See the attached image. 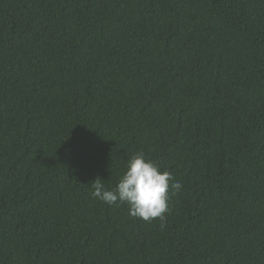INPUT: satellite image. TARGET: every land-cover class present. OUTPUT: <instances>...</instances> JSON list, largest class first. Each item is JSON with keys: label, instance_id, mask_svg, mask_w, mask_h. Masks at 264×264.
Instances as JSON below:
<instances>
[{"label": "trees", "instance_id": "1", "mask_svg": "<svg viewBox=\"0 0 264 264\" xmlns=\"http://www.w3.org/2000/svg\"><path fill=\"white\" fill-rule=\"evenodd\" d=\"M0 264H264V0H0Z\"/></svg>", "mask_w": 264, "mask_h": 264}, {"label": "clouds", "instance_id": "2", "mask_svg": "<svg viewBox=\"0 0 264 264\" xmlns=\"http://www.w3.org/2000/svg\"><path fill=\"white\" fill-rule=\"evenodd\" d=\"M97 177L91 186L93 197L108 205L127 204L129 215L150 222L159 219L162 227L168 212V197L179 192L182 184L175 181L168 171H161L159 165L146 159L143 152L134 153L127 162L126 171L115 189L109 190Z\"/></svg>", "mask_w": 264, "mask_h": 264}]
</instances>
